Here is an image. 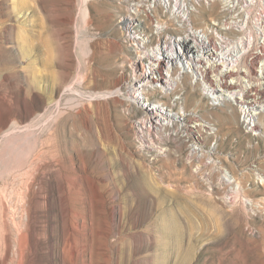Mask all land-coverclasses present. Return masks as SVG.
I'll list each match as a JSON object with an SVG mask.
<instances>
[{"label":"rangeland","instance_id":"rangeland-1","mask_svg":"<svg viewBox=\"0 0 264 264\" xmlns=\"http://www.w3.org/2000/svg\"><path fill=\"white\" fill-rule=\"evenodd\" d=\"M204 4L194 27L214 29L229 57L246 51L239 65L255 54L264 65L252 23L264 0H238L225 16ZM117 10L116 0H0V264H264V135L245 133L236 107H207L185 78L186 110L218 138L197 155L186 137H142L141 114L115 93L134 55ZM246 13L243 31L223 28ZM177 20L161 22L174 39ZM260 75L243 80L264 90ZM148 142L168 156L139 147Z\"/></svg>","mask_w":264,"mask_h":264},{"label":"built area","instance_id":"built-area-1","mask_svg":"<svg viewBox=\"0 0 264 264\" xmlns=\"http://www.w3.org/2000/svg\"><path fill=\"white\" fill-rule=\"evenodd\" d=\"M212 2H218L222 5V8H221L222 14L223 16H225L233 11L235 6L237 5L238 0H215V1L214 0H190V3H185V0H116L117 6H118L117 17L120 23L119 27L122 31L123 43L133 55V50H141L139 48L140 47L139 40L141 41V44H142L143 43L142 36H144L145 38L149 36V34L146 33V30L147 29L152 30L150 28V25L148 24V19H151L152 23L155 22L154 24H157L156 22L160 24H164V23H161L162 17L169 15V17L178 19L177 21H175L177 22V24H175V27L177 26L176 30H181L178 25L179 23H182L184 19L186 18L184 17L185 12L191 11V13L193 14L197 13L200 8L201 9L203 8L202 5H205L204 3L210 4ZM248 15L250 16L249 13H246L245 18H247ZM226 19L228 21L229 17L226 16ZM249 19L250 17L247 20L245 19L246 21H244L242 24L245 23L244 26H246ZM255 20L256 18H253L252 23H254ZM192 22L190 21L191 28L185 31L181 30L183 31V34L180 36H176L175 37L176 40L181 39V38L184 39L186 37L190 39L188 37L189 33L200 30V29L195 28L194 25H192ZM242 24H235L234 21H230L227 25L226 21H223L222 26L225 30H228L229 32H231V29H236L237 31L240 32V31H243ZM255 31L260 36L261 35L264 36V30L263 31L255 30ZM153 33L154 31L152 30L151 35H153ZM249 39L251 41L253 40L251 39V36H249ZM190 40H191L190 45H189L190 48L185 47V49L188 48V51L191 54H194L200 57V59L192 58V57H189L188 59V62L191 64L189 73L192 79L195 81V83L197 82V79L201 82H205L212 89L213 93L216 94L215 96H220L221 94L228 93V94H232L233 96L237 97L243 94V96H246V98L243 101L244 102L243 106L245 108L246 107L248 108L264 107V105H261V106L254 105L259 100V95L262 96L264 94V90L261 88L253 87L252 84H249L248 80H243L244 77L247 79L252 78V76L247 77V73L244 72L247 66L244 65L246 67H243L239 65L240 63L242 64L240 59L242 58L244 53L241 55L239 59L237 58V56L241 54V51L236 52L234 57H229L228 55H225L224 53H222L223 45H222V39L220 38L217 41L213 38V40H215L217 43L220 44L221 50H222L220 51V49H216L215 52L208 51L207 48H204V45H199L198 46L199 48H197L195 46L194 40L193 39H190ZM194 46L195 48L192 49V47ZM137 55L144 56V58H146L145 68H143L141 65L139 69L134 68L132 66L134 62V58L137 57ZM258 55L259 54H255L250 59ZM149 58L147 56L146 51L145 53L138 52L137 54L133 55L132 59L129 62L131 71L129 73L128 80L124 84L125 87L129 86L132 76H135L136 79H138L141 83H143L144 85L148 84L149 88H153V86L149 84L150 81L149 79H147V77L139 76V74L143 70H145L147 74H149L150 72V67H149L150 65L148 64ZM219 59L223 62L222 66H214V68H212L213 63H215V61H218ZM245 60L247 59H244V61ZM250 65L251 63L249 61V67ZM227 68H233L235 70H238L239 72H234V73H231V75L226 76L224 78V81L221 83L222 78L220 79L219 75L223 77L224 76L223 72ZM258 70L256 69V73H258L257 72ZM154 75L157 76V74H154ZM216 75H218L217 79L219 80V82H216V79H215ZM212 77H213V80H212ZM242 84H245L247 88L243 89ZM172 85H174V89L177 95L181 94L182 99L184 101L185 95L181 91L182 82L176 83V79H175L172 82ZM195 87L201 90L202 95L206 101V105L210 109L217 110L219 109L218 107L221 106L219 104H223L224 102L223 99L221 98L220 100L215 99L213 95L203 85L200 86V84L197 83ZM123 92L125 95V99L130 101L128 99L129 96L126 94V91H122V93ZM147 96L150 102L155 103V104H160V106H157L158 108L160 109L165 108V110L169 111V114H172L173 117H180L181 120L179 121L174 120L175 123H177L179 127L174 128L172 131H169L167 129L157 130L155 128H152L151 130H149L148 129L150 128L148 125L149 121H153V120L155 121L158 118L165 119V121L166 120L168 121L172 117H168L167 115H165V113L163 114L157 113L158 118L153 115H147L144 112H142L141 109H138L136 106L132 111L137 109L135 112H139L141 114L139 118L136 117L135 122H136V125L138 124L137 127L139 131L142 129L141 131L142 137L144 135L151 136V135H154V133H155V136H157L156 134H160L165 137L187 136L185 140L187 141L186 143L188 142L190 143L188 145L189 150L197 149V148L201 149L203 146L202 141L205 138L218 137V130L214 126L210 125L207 120L202 119L203 115H201V113H197L194 111H191L192 113H190L188 110H186V102L182 104L181 107H179L180 105H175V104L172 105V103H170V101L168 100L166 103L162 102L161 100H159L160 103L155 102L153 100V97L155 95H152V93H149ZM161 99H164V97H162ZM209 111L211 112V110ZM147 117L148 119H146ZM254 119L255 117L252 114H249L248 117H246L245 120L243 121V113L240 112V125H241V128L244 130V132L251 134L255 137L261 138L264 135V130L260 128L261 127L260 122H262V120L259 121L258 118H256L254 122ZM191 138H194V139L191 140ZM139 147L143 150L148 149L147 152L151 153V156L155 154L153 150L159 149L161 151V149H164V148H159L150 142L141 144ZM212 147L215 148V146L213 145ZM231 198L232 197H228V200H231Z\"/></svg>","mask_w":264,"mask_h":264},{"label":"bare ground","instance_id":"bare-ground-1","mask_svg":"<svg viewBox=\"0 0 264 264\" xmlns=\"http://www.w3.org/2000/svg\"><path fill=\"white\" fill-rule=\"evenodd\" d=\"M212 7H213V5L207 7V9L212 8ZM203 9H206V8H202V9L200 8L199 11L197 13H194V14L191 13V11L185 12L184 17H186V18L184 19V21L182 23H179V25H178L180 27V29L185 31V30H188L189 28H191L190 21L191 22L193 21L192 25H195L194 20L200 14V12ZM221 14H222V10L219 9V15H221ZM249 17L250 16L248 15L246 20ZM154 23L151 22V19H148V24L150 25V28L154 31V33H153L154 36H147V38L142 36L143 37V43L141 44V41L139 40V46H140L139 48L141 50H133L134 54H137L138 52L145 53V51H146L148 58L151 57V58H149V63H148L150 65L149 66L150 67L149 74H147V72L145 70H143L139 74V76L147 77V79H149V81H150L149 84L152 85L153 88H149L148 84L144 85L138 79H136L135 76H132L129 86H127V87L123 86L121 89H118L115 92V93L121 94L123 96L124 100L128 101L125 99V95H123L124 93L121 92V91H126V94L129 96L128 99L130 100V101H128V106L130 107L129 108L130 110H133L137 106L138 109H141V111L147 115H153V116L157 117L158 114L165 113V115H167L168 117H172L168 121L167 120L165 121V119H161L158 117H157L158 119H156L155 121L154 120L149 121V124H148L150 127V128H148L149 130H151L152 128H155L157 130L167 129L169 131H172L174 128L179 127L178 124L175 123V121L181 120L180 117H173L172 114H169V111L165 110V108H161V109L158 108L157 106H160V104H155V103L150 102L148 100L147 95L149 93H152V95H155L153 97L155 102L160 103L159 100H161V98L164 97L165 99L169 100L170 103H172V105H174V104L180 105L179 107H181V104H184L185 97H184V101H183L181 94H180V96H176L177 93L175 92L174 85H172V82L175 79H176V83L182 82V89H184L185 78H187V80H189L190 86L192 85L195 87V85L197 83H199L200 86L203 85L213 95V97L215 99H217V100H220V98L223 99L224 102L222 101L223 104H219V105H221L219 107L226 108L228 112H231L233 110V107H236L241 113H243V121L245 120L246 117H248L249 114H252L255 117V119L258 118L259 121L264 120V107H262V108H254V107L248 108V107H246L245 108L243 106V103H244L243 101L246 98V96H243V94L239 95L237 97L233 96L232 94H228V93L221 94L220 96H215L216 94L213 93L212 89L205 82H201L197 79V82L195 83V81L192 79V77L189 73V69L191 68V64L188 62V59H189V57L200 59V57L196 56L194 54H191L188 51V48H190V46H189L190 42H191L190 39L194 40L195 46L197 48H199L198 47L199 45H204V48H207L208 51L215 52L216 49H220V51H222L220 44L211 38V35L214 32V29L210 30V28H208L206 30V29L201 28L200 30L189 33L188 37L190 39H188L186 37L184 39L181 38V39L176 40L170 34L164 33V31L165 32L168 31V29H169L168 25L160 24L158 22H156L157 24H154ZM253 24H254L255 30L263 31L264 30V17L256 19ZM206 25H208V23H206ZM244 25H245V23L242 24V29H243ZM176 28H177V26H176ZM152 37H154V38H152ZM258 38H261L259 40V44L263 45L264 44V36L261 35ZM195 46L192 47V49H194ZM185 47H188V48L185 49ZM245 52H243V53H245ZM243 53L238 55L237 58L239 59ZM260 58H261V56L258 55V56H255L254 58L250 59V63H251L250 67H249V62L247 60H245V64L244 63L243 64L247 66L246 70L244 71L247 73V77H251L256 72V68L254 66L258 63V60ZM145 63H146V58H144V56H140V55L138 56L137 55V57L134 58V62L132 64V66L134 68L139 69L140 65H141L143 68H145V66H146ZM222 64H223V62L219 59L218 61H215V63H213L212 68H214V66H222ZM234 72H239V71L235 70L233 68H227L226 70H224V72H223L224 76L222 77L221 75H219V78L220 79L222 78L221 83L224 81V78L226 76L231 75V73H234ZM257 72L260 73L261 75L264 74V65H262ZM154 74H157V76H155ZM217 76L218 75H216L215 79H216V82H219V80L217 79ZM213 77H212V80H213ZM173 78H174V80H173ZM112 93L114 94V91ZM184 95H185V93H184ZM161 106H163V105H161ZM147 115H145V116H147ZM146 119H148V117ZM146 119H144V120H146ZM255 119H254V122H255ZM260 124H261V122H260ZM185 137H187V136H177L174 138H185ZM211 138L212 137H208V138L203 139V141H202L203 145L207 143L206 141L204 142V140H209ZM192 139H194V138H191V140ZM157 140H158V137H157ZM155 143H158V142H155ZM142 144H144V143H142ZM197 149H192V151H191L192 154L198 155L202 150H204V148H201V149L197 148ZM153 151L155 154L162 155V157L168 156L165 153V152H167V150L161 149V151H160L159 149H157V150H153ZM216 151L217 150H212L210 152L213 153ZM169 157H168V159H169ZM188 164H190V162H188ZM39 172L40 171H38V173ZM44 175H45V173H44ZM223 178L226 181H231L230 177H228V176H224Z\"/></svg>","mask_w":264,"mask_h":264}]
</instances>
